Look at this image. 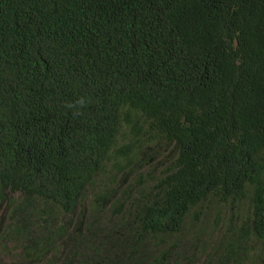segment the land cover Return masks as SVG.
<instances>
[{
  "label": "trees",
  "instance_id": "1",
  "mask_svg": "<svg viewBox=\"0 0 264 264\" xmlns=\"http://www.w3.org/2000/svg\"><path fill=\"white\" fill-rule=\"evenodd\" d=\"M0 264H264V0H0Z\"/></svg>",
  "mask_w": 264,
  "mask_h": 264
}]
</instances>
